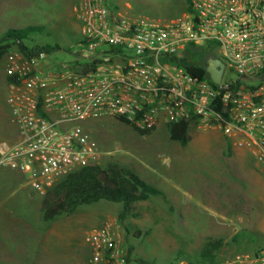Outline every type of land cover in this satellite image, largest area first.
<instances>
[{
	"label": "built area",
	"instance_id": "built-area-1",
	"mask_svg": "<svg viewBox=\"0 0 264 264\" xmlns=\"http://www.w3.org/2000/svg\"><path fill=\"white\" fill-rule=\"evenodd\" d=\"M171 21L126 18L106 0H77L79 58L88 65L37 69L18 51L8 57L12 78L5 104L20 138L0 142V168L25 176L42 194L98 158V144L80 123L124 118L141 130L168 123L214 126L238 135L264 174V0H188ZM209 48L224 64L219 84L195 78L180 60ZM29 62V63H28ZM219 106L220 110L217 109ZM225 115V116H224ZM87 264H140L129 257L119 224L90 233ZM214 264H264V248Z\"/></svg>",
	"mask_w": 264,
	"mask_h": 264
},
{
	"label": "rangeland",
	"instance_id": "rangeland-1",
	"mask_svg": "<svg viewBox=\"0 0 264 264\" xmlns=\"http://www.w3.org/2000/svg\"><path fill=\"white\" fill-rule=\"evenodd\" d=\"M76 4L77 0L74 4L73 0H0V37L8 29L43 26L44 31L34 36L35 42L58 44L63 50L38 57L29 65L56 70L61 64H69L81 69L88 61L76 52L81 38ZM106 4L126 18L165 22L188 14L185 0H106ZM16 52L10 50L0 62L4 83L0 85V142H5L3 126L9 123L5 100L11 82L7 81L6 67L8 57ZM214 54L220 55L217 50ZM79 125L98 144L97 164H119L133 157L142 160L157 171L152 179L143 180L163 196L135 204V216L121 224L117 215L122 204L104 200L46 223L40 220L39 200L27 202L42 193L27 186L26 180H11L10 170L2 168L0 215L5 223L0 225V263L87 264L91 254L87 237L113 219L132 256L149 264H196L208 238L223 239L216 252L220 260L264 248V174L249 150L236 160L223 153V145L230 142L221 137L227 135L220 129L195 131L191 142L181 147L169 140L163 125L143 136L113 117L88 119ZM206 178L211 180L210 186L204 184ZM199 184L204 191L208 189L205 195L194 194ZM145 230L150 231L148 235L135 236L136 231Z\"/></svg>",
	"mask_w": 264,
	"mask_h": 264
},
{
	"label": "trees",
	"instance_id": "trees-1",
	"mask_svg": "<svg viewBox=\"0 0 264 264\" xmlns=\"http://www.w3.org/2000/svg\"><path fill=\"white\" fill-rule=\"evenodd\" d=\"M185 2L189 12V2L188 0ZM43 31L44 27L37 25L9 29L0 37V62L12 49H16L27 59L63 50L58 44L36 43L34 36ZM197 53H199L198 56ZM191 54L193 57H184L179 61L180 64L195 78L207 77L205 62L209 57H215V54L209 48L195 49ZM7 81L11 82L12 78L7 77ZM217 109L220 110L219 106ZM117 120L130 126L141 136L147 135L155 129L154 127L151 130H141L124 118H117ZM166 131L170 140L177 142L182 147H186L192 139L189 126L183 122L166 124ZM152 196H163V194L132 170L115 163L102 166L92 162L45 191L42 194L39 212L42 220L49 223L55 221L60 215L72 214L80 206L104 200L122 204V209L117 215L118 222L121 224L130 216H135L133 214L135 204L147 201ZM149 232V230L136 231L135 236L148 235ZM223 242L221 238H208L199 253L196 264H214L220 261L216 252L222 247ZM127 250L129 257L133 258L135 262L149 264L140 258H134L131 248L127 247ZM187 264L194 263L188 262Z\"/></svg>",
	"mask_w": 264,
	"mask_h": 264
},
{
	"label": "crops",
	"instance_id": "crops-1",
	"mask_svg": "<svg viewBox=\"0 0 264 264\" xmlns=\"http://www.w3.org/2000/svg\"><path fill=\"white\" fill-rule=\"evenodd\" d=\"M74 1L75 0H73V4H74ZM184 16H185V14H184ZM183 16V17H184ZM14 29V28H13ZM9 30V29H8ZM7 30V31H8ZM6 31V32H7ZM5 32V33H6ZM2 72L0 71V85H2V86H4V83H3V79H2ZM6 86V85H5ZM7 110H8V112H9V109L7 108ZM9 114V123H7V124H5L4 126H3V128H4V141H5V143H8V144H12V143H15V142H17L18 140H19V138H20V135H19V129H18V127H17V125L15 124V123H13V121H12V119H11V115H10V112L8 113ZM161 125H163L164 126V128H165V131H166V123L164 122V119L162 118V117H160L159 118V121H158V123H157V125H156V127H155V129L152 131V132H155L156 131V129L159 127V126H161ZM190 130V134H191V136H192V133L193 132H195V131H198V130H200L201 132H203V131H207V130H213V131H218V132H220V130L219 129H215V128H212V127H208V128H203V127H200V126H198V127H192V128H190L189 129ZM166 133H167V131H166ZM168 135V134H167ZM203 136V135H202ZM201 136V138H199L200 140L203 138ZM221 137H223L225 140H228L230 143H227V145H223V153H227V154H230L233 158H234V160H236V159H238V157H241V156H243V154H245V153H247L248 152V149H247V147L245 146V145H239L238 144V141H239V136L238 135H236V134H233V135H231V136H224V135H222ZM168 138H169V136H168ZM94 139V138H93ZM192 139H193V137H192ZM191 139V140H192ZM199 139H197V140H199ZM169 140H170V138H169ZM199 140V141H200ZM172 141V140H171ZM227 141V142H228ZM1 142H3V141H1ZM174 142V141H173ZM191 142V141H190ZM177 143V142H176ZM182 147V146H181ZM123 156V155H122ZM125 157V156H124ZM121 160H122V158H121ZM137 159L136 158H130V160H127L126 159V161H125V159L122 161V163H120L119 162V164L121 165V166H124V167H131L132 168V171L133 172H135V173H137V174H139L140 175V177L142 178V179H144V178H149L150 177V179H152V174H154V173H156L157 171L154 169V168H151L148 164H146L145 162H143L142 160H139V161H137ZM115 163L117 162V161H114ZM132 163H135L136 164V166H134ZM243 164L241 163V166H242ZM243 167H244V165H243ZM2 168H5V169H9L10 171H9V173H11L10 174V178H11V180H13V181H15V182H17L18 180L19 181H21L22 179L23 180H25V176H23L21 173H19L18 171H16V170H13V169H11V168H9L8 166H3V167H1L0 168V170L2 169ZM131 168H130V170H131ZM129 169V168H128ZM134 169V170H133ZM144 175V176H141V175ZM144 177V178H143ZM144 181H146V180H144ZM27 186H29L27 183H25ZM205 185H211L212 184V182H211V180H208L207 178H206V183H204ZM208 186V187H209ZM208 191V189L206 190V191H204V189H201L200 188V184H199V186H196L195 187V190H194V194L195 195H198V193L199 192H201L203 195H205V193ZM32 198H34V199H38L39 200V205H40V201H41V199H42V196L40 197V196H33V197H30L29 199H27V202H29V203H31V201H32ZM176 205V204H175ZM190 209H191V207L189 206L188 207V209H187V211H190ZM40 213V212H39ZM222 215H224L223 213H221ZM6 217V216H5ZM40 220L41 221H43L42 220V217L40 218ZM11 220L9 219V222H10ZM2 223H5V221H4V219H3V217L0 215V225L2 224ZM15 238H17V239H20V238H18V237H15ZM2 239L3 240H7V239H5L4 238V236L2 237ZM8 240H11V239H8ZM17 244V243H16ZM20 248V247H19ZM11 260H8V264H12L11 262H10ZM6 262V261H5ZM7 263V262H6ZM0 264H4V263H0Z\"/></svg>",
	"mask_w": 264,
	"mask_h": 264
},
{
	"label": "water",
	"instance_id": "water-1",
	"mask_svg": "<svg viewBox=\"0 0 264 264\" xmlns=\"http://www.w3.org/2000/svg\"><path fill=\"white\" fill-rule=\"evenodd\" d=\"M205 70L214 84H219L224 71V64L218 57H209L205 62Z\"/></svg>",
	"mask_w": 264,
	"mask_h": 264
}]
</instances>
